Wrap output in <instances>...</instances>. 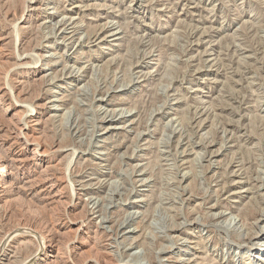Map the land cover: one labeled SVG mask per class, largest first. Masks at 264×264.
<instances>
[{"label":"rangeland","instance_id":"1","mask_svg":"<svg viewBox=\"0 0 264 264\" xmlns=\"http://www.w3.org/2000/svg\"><path fill=\"white\" fill-rule=\"evenodd\" d=\"M0 161V264H264V0H0Z\"/></svg>","mask_w":264,"mask_h":264},{"label":"bare ground","instance_id":"2","mask_svg":"<svg viewBox=\"0 0 264 264\" xmlns=\"http://www.w3.org/2000/svg\"><path fill=\"white\" fill-rule=\"evenodd\" d=\"M6 167L0 161V187H3V185L6 183V178L8 176L7 172H6ZM262 237L263 236H261V235H256L253 238V241H255L256 243H254L251 246L252 248L246 250V254L249 257H253V261L254 262L259 261L260 258L264 256V241H263L264 239Z\"/></svg>","mask_w":264,"mask_h":264}]
</instances>
